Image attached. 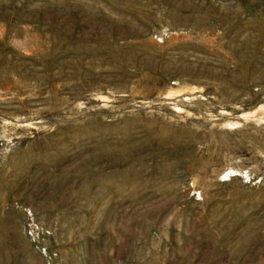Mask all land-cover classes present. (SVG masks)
I'll return each mask as SVG.
<instances>
[{
    "label": "rangeland",
    "instance_id": "1",
    "mask_svg": "<svg viewBox=\"0 0 264 264\" xmlns=\"http://www.w3.org/2000/svg\"><path fill=\"white\" fill-rule=\"evenodd\" d=\"M0 264H264V0H0Z\"/></svg>",
    "mask_w": 264,
    "mask_h": 264
}]
</instances>
